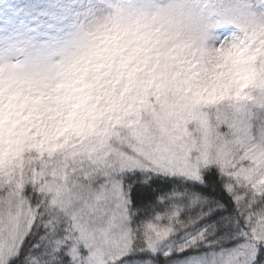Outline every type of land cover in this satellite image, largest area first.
Returning a JSON list of instances; mask_svg holds the SVG:
<instances>
[{"label": "snow or ice", "instance_id": "6c2138e0", "mask_svg": "<svg viewBox=\"0 0 264 264\" xmlns=\"http://www.w3.org/2000/svg\"><path fill=\"white\" fill-rule=\"evenodd\" d=\"M53 3L47 72L0 65V264H264V0Z\"/></svg>", "mask_w": 264, "mask_h": 264}, {"label": "rangeland", "instance_id": "374dc122", "mask_svg": "<svg viewBox=\"0 0 264 264\" xmlns=\"http://www.w3.org/2000/svg\"><path fill=\"white\" fill-rule=\"evenodd\" d=\"M123 0H99L96 15L109 14L111 5ZM44 5L30 4L28 0H0V59L23 62L21 49L26 41L41 46L50 31L44 26L43 18L58 5L46 1ZM64 4L63 7H69Z\"/></svg>", "mask_w": 264, "mask_h": 264}, {"label": "clouds", "instance_id": "9594fccd", "mask_svg": "<svg viewBox=\"0 0 264 264\" xmlns=\"http://www.w3.org/2000/svg\"><path fill=\"white\" fill-rule=\"evenodd\" d=\"M128 0H123V3H127ZM133 3H137L138 0H132ZM108 14H104L102 16H99L100 18H103L107 16ZM22 54L24 56L23 62L26 63L28 71L32 72L33 74L40 76L47 72L48 66H47V59H46V53L41 50V48L36 47L33 48L29 53L23 52ZM10 64H17V61L9 60V59H0V65L4 66L2 68V71L5 75L12 69L10 68Z\"/></svg>", "mask_w": 264, "mask_h": 264}, {"label": "trees", "instance_id": "16d2710c", "mask_svg": "<svg viewBox=\"0 0 264 264\" xmlns=\"http://www.w3.org/2000/svg\"><path fill=\"white\" fill-rule=\"evenodd\" d=\"M46 1H51L53 2V0H28V3L30 4H40V6L44 5Z\"/></svg>", "mask_w": 264, "mask_h": 264}]
</instances>
